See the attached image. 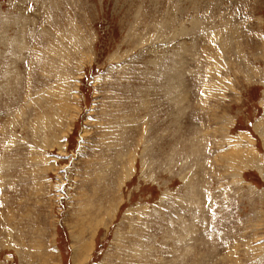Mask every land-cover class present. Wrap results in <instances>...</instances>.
<instances>
[{
	"label": "rangeland",
	"instance_id": "rangeland-1",
	"mask_svg": "<svg viewBox=\"0 0 264 264\" xmlns=\"http://www.w3.org/2000/svg\"><path fill=\"white\" fill-rule=\"evenodd\" d=\"M0 264H264V0H0Z\"/></svg>",
	"mask_w": 264,
	"mask_h": 264
},
{
	"label": "bare ground",
	"instance_id": "bare-ground-1",
	"mask_svg": "<svg viewBox=\"0 0 264 264\" xmlns=\"http://www.w3.org/2000/svg\"><path fill=\"white\" fill-rule=\"evenodd\" d=\"M181 61V60H180ZM182 61H184V60H182ZM181 68V67H180ZM169 76V75H168ZM248 156V155H247ZM249 159V158H248ZM246 160H247V158H246Z\"/></svg>",
	"mask_w": 264,
	"mask_h": 264
}]
</instances>
